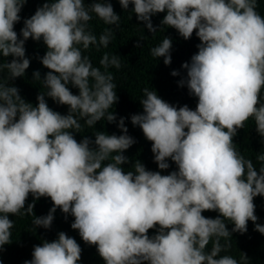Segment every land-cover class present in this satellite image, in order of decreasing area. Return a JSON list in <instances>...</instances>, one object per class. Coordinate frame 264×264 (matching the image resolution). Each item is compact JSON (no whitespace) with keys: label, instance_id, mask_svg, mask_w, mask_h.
<instances>
[{"label":"clouds","instance_id":"1","mask_svg":"<svg viewBox=\"0 0 264 264\" xmlns=\"http://www.w3.org/2000/svg\"><path fill=\"white\" fill-rule=\"evenodd\" d=\"M27 2L0 0V252L12 243L10 215L33 217L34 230L50 229L60 209L74 217L71 228L96 247L104 264H248L245 253L239 260L221 253L231 248L232 233L247 232L249 221L264 234L254 203L264 197V152L254 163L234 143L249 121L264 141L260 0H118L126 11L132 5L149 32H157L152 17L165 13L161 29H175L185 40L195 33L200 41L191 62L182 64L187 78L179 81L198 98L195 110L174 106L146 87L143 112L131 116L151 142L158 168L167 170L169 160L177 165L167 175L139 160L127 171L122 167L130 162L123 153L136 142L123 117L117 123L122 135L94 131V140L79 141L74 135L101 121L117 122L110 111L118 103L117 85L108 69L122 67L120 56L105 52L96 67L85 55L90 46L99 51L113 39V27L97 39L89 27L93 17L120 27L110 0H46L18 35L15 25ZM29 39L46 45L40 62L49 70L42 81L39 71L33 73L46 89L35 106L10 84L30 67ZM172 46L164 37L151 55L170 65ZM46 96L68 106V113L50 108ZM42 197L53 206L36 216L35 201ZM206 211L219 215L205 217ZM81 253L75 238L59 232L57 239L34 246L24 264H78Z\"/></svg>","mask_w":264,"mask_h":264},{"label":"trees","instance_id":"2","mask_svg":"<svg viewBox=\"0 0 264 264\" xmlns=\"http://www.w3.org/2000/svg\"><path fill=\"white\" fill-rule=\"evenodd\" d=\"M46 0H28L24 5L20 16L21 20L15 25V31L20 34L21 28L24 26V20L30 18L37 8L41 7ZM93 0H85L86 4L92 3ZM114 11L121 16L120 27L105 25L102 21L93 17L89 27L93 34L99 38L100 34L107 27H113V39L107 48L101 47L99 51L96 46H90L85 52L93 62V65L100 67L99 61L105 52L112 55H119L122 67L116 69L111 67L108 69L114 77V82L117 85L118 103L113 106L114 113L117 116V122L109 123L107 121L98 122L94 128L85 127L82 133H74L75 138L79 141L88 136L94 140V131H105L108 134L122 135V131L118 128L117 123L121 117L125 118V126L128 129V135L135 139V144L123 154L129 158V163L122 165L127 171L131 168L132 163L139 160L145 165L148 170L161 171L162 175L170 174L172 171H177V165L169 160L170 167L167 170H160L154 162V155L151 151V142L148 141L142 130L138 126H133L131 116L143 112L140 99L143 98V89L149 88L156 90L157 94L166 102L180 107L188 105L195 110L198 98L192 96L187 86L181 87L179 81L187 78V70L182 68L185 62L190 63L191 57L197 51V45L200 43L195 33L189 40L183 39L179 33L172 28H162L161 21L165 13L156 14L152 17V23L157 28L156 33H151L145 27L143 22H139L134 13L131 12L132 5L129 9L124 10L118 0H110ZM264 15V0H260L257 9ZM164 37L171 38L172 50L170 65L164 64V58H154L151 55V49L158 46ZM22 38V37H21ZM140 47H137V45ZM26 57L30 60V67L26 70L23 77L16 78L10 81V84L16 86L20 90V95L34 106L37 104V96L40 92H45L42 80L45 74L49 71L40 62L41 58L47 51L43 41H34L29 39L25 42ZM8 61L12 57L6 58ZM103 71V68H101ZM179 72V75L173 76V71ZM39 71L41 81H34L33 73ZM6 75V73H5ZM73 94H78V89L68 85ZM48 105L54 111L66 115L68 106L59 105L49 97H45ZM234 143L246 158L253 159L257 153L264 152V141L256 132L253 121H249L245 128L239 129L234 137ZM257 167L259 165L257 164ZM33 202V197L30 195L28 203ZM256 205L255 214L258 217L257 223L264 225V197L257 196L254 199ZM50 198H40L35 201L34 213L36 216H45L52 207ZM205 217L215 218L219 214L214 211H206L203 213ZM9 219L14 221L12 229V243L4 245V251L0 252V262L2 264H24L25 261L32 259L33 248L36 245L42 244L43 241L49 242L58 238L59 232H65L68 236L76 239L82 249L81 260L78 264H104L99 256L95 246L84 243L81 239L78 230H73L71 224L74 217L70 214L65 215L60 209L54 213V220L50 229L42 227L35 228L32 224L33 217L31 216H9ZM231 231L233 225H227ZM157 229L149 231V236L155 235ZM231 248L227 252H222L221 255H231L237 260L240 259V254L245 253L248 257V264H264V234L255 230V225L252 221L248 222V230L241 234L238 232L232 233L230 239ZM221 243H224L221 240ZM209 248L211 245L208 246Z\"/></svg>","mask_w":264,"mask_h":264}]
</instances>
